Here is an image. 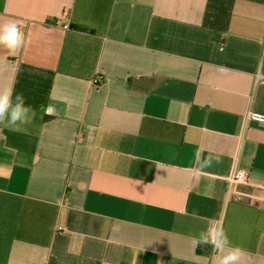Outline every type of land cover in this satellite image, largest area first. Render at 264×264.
I'll return each mask as SVG.
<instances>
[{"label":"crops","instance_id":"obj_1","mask_svg":"<svg viewBox=\"0 0 264 264\" xmlns=\"http://www.w3.org/2000/svg\"><path fill=\"white\" fill-rule=\"evenodd\" d=\"M9 20L0 88L37 116L0 126V264H217L194 237L218 223L264 264V0H0ZM198 149L222 163L194 176Z\"/></svg>","mask_w":264,"mask_h":264},{"label":"clouds","instance_id":"obj_2","mask_svg":"<svg viewBox=\"0 0 264 264\" xmlns=\"http://www.w3.org/2000/svg\"><path fill=\"white\" fill-rule=\"evenodd\" d=\"M24 44L22 21L9 20L0 24V47L15 52L21 49ZM45 114L51 115V109H48ZM36 116V111L26 103L22 92H15L13 88H0V126L5 128L12 126V131L23 132ZM250 118L257 123L264 124V115L260 113H250ZM195 157L198 167L194 170V176L204 169L211 168L213 164L222 163L219 155L209 153L207 156H203L199 149L196 151ZM194 239L198 244L210 245L213 254H220L217 264H241L245 256V251L241 247L231 245L222 223L210 224Z\"/></svg>","mask_w":264,"mask_h":264},{"label":"built area","instance_id":"obj_3","mask_svg":"<svg viewBox=\"0 0 264 264\" xmlns=\"http://www.w3.org/2000/svg\"><path fill=\"white\" fill-rule=\"evenodd\" d=\"M98 78H99V77H98ZM96 80H98V79H96ZM253 112H255V111H249V112H247V114L245 115V119H246L247 121H252V122L257 123L255 120H252V119L250 118V113H253ZM255 113H259V112H255ZM260 114H262V113H260ZM262 115H264V114H262ZM258 124H260V125H264V124H261V123H258ZM228 182H229V186H230L231 188H234V186H235L236 184H238V183H245V182H247V175H246L245 172H243V171H241V170L233 169V170L231 171V173L229 174Z\"/></svg>","mask_w":264,"mask_h":264},{"label":"trees","instance_id":"obj_4","mask_svg":"<svg viewBox=\"0 0 264 264\" xmlns=\"http://www.w3.org/2000/svg\"><path fill=\"white\" fill-rule=\"evenodd\" d=\"M71 29L75 30V31H79V32H86V33H93L92 30L83 28V27H79L76 25H71Z\"/></svg>","mask_w":264,"mask_h":264}]
</instances>
